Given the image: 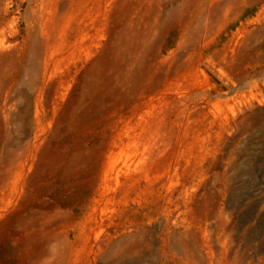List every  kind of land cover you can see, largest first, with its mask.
<instances>
[{"label":"rangeland","instance_id":"rangeland-1","mask_svg":"<svg viewBox=\"0 0 264 264\" xmlns=\"http://www.w3.org/2000/svg\"><path fill=\"white\" fill-rule=\"evenodd\" d=\"M0 264H264V0H0Z\"/></svg>","mask_w":264,"mask_h":264}]
</instances>
